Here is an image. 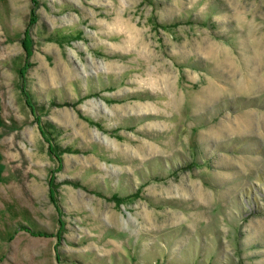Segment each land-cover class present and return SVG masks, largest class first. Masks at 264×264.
<instances>
[{
    "label": "rangeland",
    "instance_id": "rangeland-1",
    "mask_svg": "<svg viewBox=\"0 0 264 264\" xmlns=\"http://www.w3.org/2000/svg\"><path fill=\"white\" fill-rule=\"evenodd\" d=\"M0 264H264V0H0Z\"/></svg>",
    "mask_w": 264,
    "mask_h": 264
},
{
    "label": "trees",
    "instance_id": "trees-1",
    "mask_svg": "<svg viewBox=\"0 0 264 264\" xmlns=\"http://www.w3.org/2000/svg\"><path fill=\"white\" fill-rule=\"evenodd\" d=\"M40 234V233H39Z\"/></svg>",
    "mask_w": 264,
    "mask_h": 264
}]
</instances>
